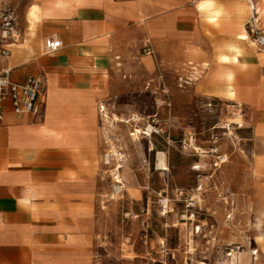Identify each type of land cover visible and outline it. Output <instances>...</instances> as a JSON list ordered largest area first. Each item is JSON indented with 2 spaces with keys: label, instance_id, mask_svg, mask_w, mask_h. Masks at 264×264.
<instances>
[{
  "label": "crops",
  "instance_id": "0c3cea01",
  "mask_svg": "<svg viewBox=\"0 0 264 264\" xmlns=\"http://www.w3.org/2000/svg\"><path fill=\"white\" fill-rule=\"evenodd\" d=\"M6 1L15 7L20 38L0 56V72L16 82L39 74L44 89L38 114L16 119L6 105L0 120V264H96L105 243L95 209L98 108L111 72L140 49L162 60L205 59L209 70L229 61L256 65L246 46L249 0H211L203 11L197 4L204 0ZM51 36L61 46L46 53ZM197 86L214 93L206 78ZM142 243L128 241L137 257H144L136 250Z\"/></svg>",
  "mask_w": 264,
  "mask_h": 264
},
{
  "label": "rangeland",
  "instance_id": "374dc122",
  "mask_svg": "<svg viewBox=\"0 0 264 264\" xmlns=\"http://www.w3.org/2000/svg\"><path fill=\"white\" fill-rule=\"evenodd\" d=\"M255 8L264 33V3ZM247 22L256 65L209 70L205 59L140 49L111 72L99 103L96 264H264V45ZM203 78L213 94L198 91Z\"/></svg>",
  "mask_w": 264,
  "mask_h": 264
},
{
  "label": "built area",
  "instance_id": "2783aa9c",
  "mask_svg": "<svg viewBox=\"0 0 264 264\" xmlns=\"http://www.w3.org/2000/svg\"><path fill=\"white\" fill-rule=\"evenodd\" d=\"M193 2L197 0H192ZM250 17L248 20L250 32L253 34V44L260 48L264 45V33L256 26L257 9L249 0ZM20 38L18 17L15 10L6 0H0V56L5 58L10 54V47ZM61 46V41L54 37L44 40V52H55ZM44 89V79L41 75H28L24 81L16 82L9 78L8 71L0 72V120L3 118L5 106L9 105L16 119L27 114H38L40 99ZM99 114L103 107L99 106Z\"/></svg>",
  "mask_w": 264,
  "mask_h": 264
},
{
  "label": "clouds",
  "instance_id": "9594fccd",
  "mask_svg": "<svg viewBox=\"0 0 264 264\" xmlns=\"http://www.w3.org/2000/svg\"><path fill=\"white\" fill-rule=\"evenodd\" d=\"M213 7V4L211 2V0H204V2H201V3H198L197 4V8L201 11L205 10V9H211ZM219 13H217L218 15ZM209 22H211V18L209 17ZM229 51H236V49L234 47H229ZM220 60L222 61H227L228 60V57L227 56H220L219 57ZM227 79L228 80H231L233 79V76L231 73H229V75L227 76Z\"/></svg>",
  "mask_w": 264,
  "mask_h": 264
},
{
  "label": "bare ground",
  "instance_id": "6f19581e",
  "mask_svg": "<svg viewBox=\"0 0 264 264\" xmlns=\"http://www.w3.org/2000/svg\"><path fill=\"white\" fill-rule=\"evenodd\" d=\"M113 152L115 153V150ZM104 160H105V163L108 162V155H105ZM156 165H157V168L158 169H163L165 167V163L163 161V156H162V153L161 152L158 153V159H157V164ZM115 178L117 180L118 179V176L115 175Z\"/></svg>",
  "mask_w": 264,
  "mask_h": 264
}]
</instances>
